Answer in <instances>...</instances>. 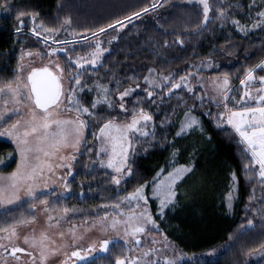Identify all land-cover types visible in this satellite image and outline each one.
I'll return each mask as SVG.
<instances>
[{
  "label": "trees",
  "instance_id": "trees-1",
  "mask_svg": "<svg viewBox=\"0 0 264 264\" xmlns=\"http://www.w3.org/2000/svg\"><path fill=\"white\" fill-rule=\"evenodd\" d=\"M208 2L211 11L205 23L199 0H0V84L16 78L20 48L38 45L27 15H36L46 27L63 28V38L80 37L83 49L92 39L83 41L89 33L103 28L104 34H112L113 46L102 63L87 69L80 94L87 105L105 93L114 96L117 88L142 82L151 69L169 77L165 86L169 89L180 72L212 55L221 62L214 73L230 77L234 84L243 76L242 70H237L244 67L254 68L258 76L264 77V69L255 67L264 61V16L259 15L264 12V0ZM257 20L262 21L253 29ZM240 27L247 30L241 33ZM230 44L239 57L234 64L229 63L235 59L228 53ZM247 51L251 53L246 55ZM161 97L148 98L141 91L129 98L132 110L142 108L154 115L156 136L146 146L138 147L132 165L139 180L167 174L180 166H190L191 171L179 179L177 197L163 214L152 200L156 220L182 249L192 253L214 251L212 257L194 264H264V257L252 263L248 260L253 252L264 256V182L256 168L245 169L251 160L242 151L244 146L238 144L239 137L229 126H216L213 112L202 111L197 99L188 94ZM191 102L198 122L179 132L180 113ZM97 111L108 117L123 114L106 102ZM17 159L14 145L0 139V162L5 163L0 171L14 169ZM110 178L111 173L99 166L80 170L71 182L73 195L68 205L88 206V217L100 215L101 202L120 196ZM136 183L134 179L125 190ZM93 206L99 208L92 211ZM15 212L0 210V230L13 224ZM121 245L115 242L107 253L81 264H115L123 255Z\"/></svg>",
  "mask_w": 264,
  "mask_h": 264
},
{
  "label": "rangeland",
  "instance_id": "rangeland-1",
  "mask_svg": "<svg viewBox=\"0 0 264 264\" xmlns=\"http://www.w3.org/2000/svg\"><path fill=\"white\" fill-rule=\"evenodd\" d=\"M27 18L31 22L30 30L33 33L32 37L36 39L34 42L38 45H24L20 48L16 78L27 83L28 74L33 68L49 67L56 72L54 64H59L64 70L61 81L66 91L64 104L58 110L60 115L57 118L65 120L75 119L78 115L73 105L69 104L66 99L69 94L68 89L76 90V98L82 106L89 108L90 114H80V118L86 122V127L83 130L79 144L72 147L71 144L74 141H71L69 146L61 148L55 155L48 159L47 162L52 165V171L45 170L43 175L37 178L36 184L38 187L34 189V195H27L26 189L22 186L14 194L12 190H9L5 197L0 198V210H17L13 224L4 230H0V245L4 246L0 247V264H33V261L34 264H81L98 255L107 253L110 245L115 242L122 243L123 245L121 246L124 247L123 255L119 259H136L138 264H169V262L170 264H194L198 260H205L208 257H212L214 255L213 250L203 253H192L182 249L163 231L160 223L156 220L152 211V200H155L160 208L162 195L158 196L156 192L160 191L163 194L166 185L170 183L168 179L169 174L174 173L176 169L167 174H157L148 180L138 179V172L132 165V159L137 153L139 146H146L149 139L153 140L156 137L155 118L154 115L145 109L138 108L135 111L132 110L133 107L129 104V98L134 93L141 91L148 98H154L158 95L173 97L175 94L186 93L190 97L197 99L202 111L205 113L213 112V119L216 126L220 128L229 126L235 132L232 126L227 123L225 104L227 105V109L231 111H242L245 107H256L255 101H247L243 104H238L237 101L241 100L245 90L253 96L259 95L257 89L264 87V84L260 82V76L256 74L257 72L254 71V79L245 85L240 83L241 80H245L248 72V69L245 67L237 70H242L243 76L240 77L236 84L233 83L234 80L227 76L229 80L227 90L228 99L225 100L220 94L219 85L222 84L226 75L214 73L221 66V62L216 59L217 57L214 58L213 55L191 64L190 68H187L185 72H180L169 89L165 88L169 83V77L166 75H158L156 71L151 69L145 73L143 78L144 82L142 80V82H138L137 84L132 83L122 88H117L114 96H109L105 93L102 97L94 99L93 102L104 101L108 103V107L123 113L116 117H108L106 115H100L97 111V108L102 103L97 104V107L93 109L91 107L93 102L91 105H87L81 100L82 97L80 94L83 91V83L86 81L87 69L97 68L102 63L108 50L112 48L114 40L111 38L112 34H104V32L98 31L89 33L86 35L87 39H83V41L86 42L88 39H92L86 44V49H83V44H79L80 37L63 38L61 36L63 28L58 30L54 29V27H46L42 22L38 21L36 15H27ZM260 21L262 20L255 21L252 28H257L256 25ZM44 29L51 31H45ZM33 30L39 33V35H35ZM240 30L241 33H244L247 29L245 30L244 27H240ZM93 33H96V35L94 36ZM97 42H99L100 48L105 51L102 52L96 64L85 63L86 60L92 59L91 53L96 50ZM228 46H230V48L227 47L229 51L226 47L224 50L226 53L228 51L230 56L234 55L236 50L233 51V49L235 46L234 48L231 44ZM60 49H66V51H59ZM53 50H56L55 55H50ZM30 53L31 55H29ZM250 53L247 51L246 55ZM238 58L235 56V59L229 60V63L234 64ZM74 61L83 64L84 67L77 68L76 64L73 63ZM235 75H239V73ZM182 77H184L183 80H181ZM16 78L11 82L0 84V87L8 83H13V86H15ZM77 78L80 80L79 85H76L74 82ZM176 84H180V87H175ZM129 89L132 90L130 94L121 100V93ZM22 91L26 90L22 89ZM25 104L31 107L30 102L25 101ZM121 104L124 105L123 109L120 107ZM187 106L189 108H185L180 113L179 132H181V128L185 123L189 122L192 118L198 122L197 114L195 115L193 112V109L196 108L195 104L191 102L190 104L187 103ZM28 107L13 104L8 95L0 96V114H4V118L0 119V133L12 132V124L18 120L24 121L28 119ZM12 109H19V111H11ZM37 111L39 112V110ZM141 112L151 116L152 119L149 121L141 120L136 126L140 131L133 130L127 134L128 141L125 143L127 149V165L121 173H117L114 167L107 166L108 160L112 158V144L107 137L100 135V129L108 121H113L117 125L130 123L133 118L138 119ZM17 131L23 132V126ZM55 131L56 127L53 125L49 129V132ZM142 132H146L147 135H142ZM112 134H116L114 130H112ZM0 139H6L11 142L18 156L14 169L7 172L0 171V177L7 178L13 172L17 171L18 165L21 162L20 147L15 134L11 136L0 135ZM29 141L30 145L35 147L36 138L29 137ZM35 155L40 156L39 162L45 160L42 153H30L31 164L35 165L38 163L35 159H31ZM116 164L119 166V157H116ZM4 165V162H0V168ZM97 166L105 168L111 173L109 182L120 196L108 203L101 202L99 205L100 215L88 217L87 214L91 212L88 206L77 207L73 204L68 205L67 200L73 195L71 182L75 175L82 169H93ZM181 167L188 166H180L179 168ZM128 168L131 169V175L127 174ZM256 171L258 172L257 167ZM115 179H119L120 183L116 184L114 182ZM134 179L137 183L132 185L130 189L125 190ZM178 182L179 179L172 185V191L175 193L173 200L177 197ZM6 184V180L0 182V187H6ZM158 185L161 186L159 189L157 188ZM141 186H144L143 196L146 200L125 199L131 196L136 189L141 188ZM117 204L120 205L119 208L115 207ZM94 208L99 207L93 206L91 208L92 211H95ZM145 210L146 215L152 217L154 224H146L142 219L134 221V223L146 227L147 230L144 233L131 236L126 234L131 229L127 228L124 223L117 224L115 228L111 226L113 219L125 221L133 212L138 215ZM49 217L52 219L49 220ZM13 229L16 232L15 237L10 235ZM42 233H46L49 237V240L45 241L47 251L45 252L46 259L44 261L40 259V247L38 245L36 247L31 246V241L36 240L38 242ZM25 237L28 238L29 244L24 243ZM105 240H108L110 243L108 244V250L102 251L101 247ZM136 240H139L140 243L137 244ZM16 247L26 250L25 252L16 253V257H19V259L10 255L11 250ZM53 251L56 252L55 255L52 254ZM73 252H79L80 257L83 258L73 257ZM145 252H148L149 255L144 256L143 253ZM27 253H31V256ZM253 253L248 256V260L251 263L257 262L260 258L262 259L264 257L263 253L256 252L252 256Z\"/></svg>",
  "mask_w": 264,
  "mask_h": 264
},
{
  "label": "snow or ice",
  "instance_id": "snow-or-ice-1",
  "mask_svg": "<svg viewBox=\"0 0 264 264\" xmlns=\"http://www.w3.org/2000/svg\"><path fill=\"white\" fill-rule=\"evenodd\" d=\"M199 2L203 5L204 22L207 23L209 20L208 14L209 11H211L210 5L208 0H199ZM155 6L156 5L154 4L153 8H155ZM144 11H148V9H144ZM135 15L138 16L139 13ZM220 15H224V12L221 11ZM259 15L264 16V12L259 13ZM65 23H70V21H65ZM116 23L122 24L123 22L117 21ZM233 23L238 24L239 22L233 21ZM114 26L115 25H109V27ZM256 26H259V24ZM17 30L19 31V29ZM44 30L51 31L49 29ZM33 31L35 35H39V33H36L35 30ZM99 31L104 32L105 29L101 28ZM93 35L95 36L96 33H93ZM86 39L87 37H85V40ZM59 51H66V49H60ZM103 51L105 50L101 49L99 42H97L96 50L91 53L92 59L86 60L85 63H90L93 65L96 64ZM55 52L56 50H53L50 55H55ZM29 55H31V53ZM73 63L76 64L77 68L84 67L83 64L78 62L74 61ZM54 67L56 69V73L49 70L48 67L40 70L33 69L27 77V83L21 81L19 78H16L15 86H13V83H8L0 87V96L8 95L10 97V101L13 104H19L23 107H28V105L25 104V101H28L31 104V107H28V119L24 121L18 120L16 123L12 124V132L0 133V135H16L21 156V162L18 165L17 171L13 172L7 178L0 177V182L5 180L7 181L6 187H0V198L5 197L9 190H12L14 194L22 186L26 189L27 195H34V189L38 187L36 184L37 178L42 176L45 170L49 172L52 171V165L47 162L48 159L55 155V153L61 148L69 146L71 141H74L71 146L75 147L77 144H79L80 139L82 138L83 130L86 127V122L80 118V114H90L89 108L81 105L80 101L76 98L75 89H68L67 91L69 94L66 99L69 104L73 105L78 115L75 117V119L65 120L57 118L60 115L58 110L64 104L66 90L63 88L61 83L64 70L59 64H54ZM255 67L264 69V61L257 64ZM254 71V68L249 69L245 80H241L240 83L245 85L247 82L252 81L254 79ZM183 79L184 77L181 78V80ZM259 80L262 84H264V77H260ZM74 82L76 85L80 84V80L78 78L75 79ZM228 84V77L225 76L222 84L219 85L220 94L225 100L228 99ZM175 87H180V84H176ZM22 89H25L26 91H22ZM131 91V89L125 90L123 93H121L120 99L122 100L125 96H128ZM257 92L259 95L253 96L247 90H245L241 100L237 101L238 104H243L247 101H255L257 105L256 107H245L242 111H231L227 109V105L225 104V111L227 113V123L232 126V128L240 137L238 144H242L244 146L242 151H244L246 154H249L250 156L251 164L245 165V169L251 170L258 166V175L260 180L264 182V87L257 89ZM149 95H151V93H149ZM99 103H104V101L93 102L91 107L94 109ZM120 107L123 109L124 105L121 104ZM37 110H39V112ZM11 111H19V109H12ZM3 118L4 114H0V119ZM151 119V116L141 112L138 119L133 118L132 121L127 124L117 125L113 121H108L104 124V126L100 129V135L102 137H107L112 144V158L108 160V167H114L117 173H121L125 169L127 165V149L125 147V143L128 141L127 134L133 130L140 131V129H137L136 126L141 120L149 121ZM196 123L197 121L192 118L181 128V132H184L187 128L192 127ZM53 125H55L56 131L49 132V129L52 128ZM21 126H23L24 131L18 132L17 130L20 129ZM112 130L115 131V135L112 134ZM179 134L181 133H177V135ZM142 135H147V133L142 132ZM29 137L36 138L35 147L30 145ZM102 151H104V149H102ZM30 153H42L45 160L43 162H39L40 156L35 155L31 157V159H35L38 161V163L33 165L30 163ZM116 157H119V166L116 164ZM189 171H191V168L188 167L176 169L174 173L169 174L168 179L170 183L166 185L163 194L160 191L156 192V195H162L159 208L161 214H163L164 209L168 207L170 203H172L173 197L175 196V193L172 191V185L176 182V180L181 178L182 174ZM127 174L131 175L130 168L127 169ZM233 179H235L234 175ZM114 182L119 184L120 180L115 179ZM143 187L144 186H141V188L136 189V191L131 194V196L126 197L125 199L146 200V198L143 196ZM160 187V185L157 186L158 189ZM229 200H231V194L229 195ZM119 206V204L115 205L117 208H119ZM229 207H231L230 204ZM51 219L52 218L49 217V220ZM140 219H142L146 224H154L152 217L150 215H146L145 210L138 215L133 212L125 221L113 219L111 226L115 228L117 224L124 223L127 228L131 229V231L126 232V234L136 236L137 234L144 233L147 230L146 227L134 223V221ZM248 223L251 225L252 221H249ZM10 235L12 237L16 236L15 229L12 230ZM48 240L49 237L47 234L42 233L38 242L36 240L31 241V246L36 247L38 245L40 247L41 261L46 259L45 252L47 251V245L45 241ZM24 243H30L27 237H25ZM109 243L110 242L108 240H105L102 244L101 250L107 251ZM136 243L139 244L140 241L136 240ZM153 243H155V241H153ZM0 247L4 246L0 245ZM25 251L26 250L24 248L16 247L11 250L10 255L16 257V253ZM27 254L31 256V253ZM52 254L55 255L56 252L53 251ZM143 255L147 256L149 253L145 252ZM72 256L83 258L80 257L79 252H73ZM16 258L19 259V257ZM115 264H138V262L136 259L125 258L117 259Z\"/></svg>",
  "mask_w": 264,
  "mask_h": 264
},
{
  "label": "water",
  "instance_id": "water-1",
  "mask_svg": "<svg viewBox=\"0 0 264 264\" xmlns=\"http://www.w3.org/2000/svg\"><path fill=\"white\" fill-rule=\"evenodd\" d=\"M43 68H45V67H39V68H33V69L40 70V69H43ZM48 68H49V67H48ZM33 69H32V70H33ZM32 70H31V71H32ZM49 70H51V71H53L54 73H56V72H55L53 69H51V68H49ZM31 71L29 72V74L31 73ZM29 74H28V75H29ZM61 83H62V81H61ZM62 86H63V84H62Z\"/></svg>",
  "mask_w": 264,
  "mask_h": 264
},
{
  "label": "crops",
  "instance_id": "crops-1",
  "mask_svg": "<svg viewBox=\"0 0 264 264\" xmlns=\"http://www.w3.org/2000/svg\"><path fill=\"white\" fill-rule=\"evenodd\" d=\"M243 110V109H242ZM238 137H239V135H238ZM239 139H240V137H239ZM257 168H258V166H257Z\"/></svg>",
  "mask_w": 264,
  "mask_h": 264
}]
</instances>
